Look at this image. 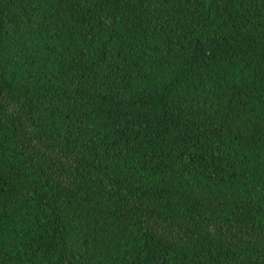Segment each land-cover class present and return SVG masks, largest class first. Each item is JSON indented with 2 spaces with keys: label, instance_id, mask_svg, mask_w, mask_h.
<instances>
[{
  "label": "trees",
  "instance_id": "1",
  "mask_svg": "<svg viewBox=\"0 0 264 264\" xmlns=\"http://www.w3.org/2000/svg\"><path fill=\"white\" fill-rule=\"evenodd\" d=\"M0 264H264V0H0Z\"/></svg>",
  "mask_w": 264,
  "mask_h": 264
}]
</instances>
